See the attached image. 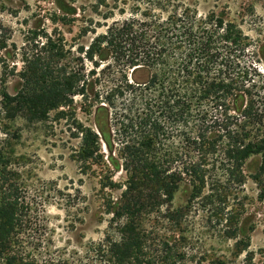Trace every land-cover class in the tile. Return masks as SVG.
Masks as SVG:
<instances>
[{"label":"trees","instance_id":"16d2710c","mask_svg":"<svg viewBox=\"0 0 264 264\" xmlns=\"http://www.w3.org/2000/svg\"><path fill=\"white\" fill-rule=\"evenodd\" d=\"M235 28L221 18L195 25L176 12L114 22L80 47L74 66L64 63L70 52L65 39L48 38L42 54L25 61L17 92H3L8 119L46 122L56 113L57 120L71 121L81 141L77 160L108 167L104 188L116 187L109 166L126 173L120 198L108 204L117 238L109 235L101 244L105 263L230 264L221 257L196 260L182 228L196 208L225 222V235L236 239L238 214L227 194L245 185L244 167L253 157L260 166L251 179L264 200V95L238 80L217 48L238 41ZM76 97L83 99L82 111L94 115L93 126L78 121ZM102 142L114 156L103 155ZM0 181V262L37 264L15 250L25 207L17 190ZM185 186L189 200L176 207ZM160 219L177 234L161 235ZM240 244L236 255L249 247Z\"/></svg>","mask_w":264,"mask_h":264},{"label":"rangeland","instance_id":"374dc122","mask_svg":"<svg viewBox=\"0 0 264 264\" xmlns=\"http://www.w3.org/2000/svg\"><path fill=\"white\" fill-rule=\"evenodd\" d=\"M175 12L194 19L195 25L218 18L233 24L240 35L238 41L217 45L224 59H230L224 65L229 62L238 80L253 84L249 89L264 95V0H0V180L17 190L25 207L16 252L34 258L37 264H108L99 253L109 235L117 238L110 228L108 204L120 198L127 175L109 166L116 187L104 188L108 167L84 166L77 160L81 141L73 137L76 131L71 121L57 120L56 113L46 122L8 119L3 92H17L25 61L42 54L48 38L65 39L70 52L64 63L74 66L80 47L89 46L114 22L141 20L147 15L167 18ZM87 66L92 67L89 62ZM82 104L83 99L76 97V117L93 126L94 115L84 113ZM231 114L236 111L232 109ZM99 117L104 120L103 113ZM102 152L106 158L114 156L104 142ZM259 166L260 159L251 158L244 167L247 182L227 194L233 213L238 214L236 239L225 235V222L191 209L182 230L190 239L186 250L198 254L196 260L221 257L230 264H264V200L251 179ZM211 187L210 183L205 192ZM190 194L191 189L183 187L174 206L186 205ZM162 221L158 224L161 235L177 234ZM239 240L240 247H249L236 255Z\"/></svg>","mask_w":264,"mask_h":264}]
</instances>
